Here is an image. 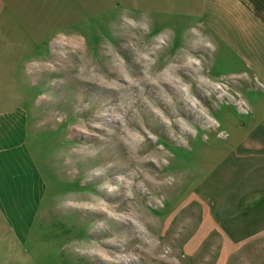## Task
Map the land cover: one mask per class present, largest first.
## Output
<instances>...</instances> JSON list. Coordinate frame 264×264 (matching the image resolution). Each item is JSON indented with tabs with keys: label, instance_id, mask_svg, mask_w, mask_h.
I'll use <instances>...</instances> for the list:
<instances>
[{
	"label": "rangeland",
	"instance_id": "374dc122",
	"mask_svg": "<svg viewBox=\"0 0 264 264\" xmlns=\"http://www.w3.org/2000/svg\"><path fill=\"white\" fill-rule=\"evenodd\" d=\"M175 4L37 1L41 53L19 68L42 194L7 217L34 264H264V201L242 198L264 67L241 28Z\"/></svg>",
	"mask_w": 264,
	"mask_h": 264
},
{
	"label": "crops",
	"instance_id": "0c3cea01",
	"mask_svg": "<svg viewBox=\"0 0 264 264\" xmlns=\"http://www.w3.org/2000/svg\"><path fill=\"white\" fill-rule=\"evenodd\" d=\"M37 1L0 0V264H34L26 250V225L12 221L17 224L13 227L7 217L26 216L28 202L42 194L26 149L25 111L20 105L25 85L20 84L19 68L27 66L28 55L41 53L43 25L32 14ZM174 1L179 7L203 10L202 15L209 8L214 18L211 22L234 25L229 28L234 38L241 28L244 55L251 57L252 63L258 57L264 67V0ZM25 8H29L30 16L21 15ZM261 126L260 135L264 136V120ZM260 167L258 171L252 168V179L243 183L242 198H257L261 203L264 166Z\"/></svg>",
	"mask_w": 264,
	"mask_h": 264
}]
</instances>
